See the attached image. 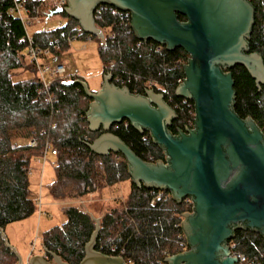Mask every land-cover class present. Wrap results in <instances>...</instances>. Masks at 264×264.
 I'll return each mask as SVG.
<instances>
[{"label":"trees","instance_id":"1","mask_svg":"<svg viewBox=\"0 0 264 264\" xmlns=\"http://www.w3.org/2000/svg\"><path fill=\"white\" fill-rule=\"evenodd\" d=\"M255 7V25L249 39L251 52H258L264 58V0H250ZM32 14L36 13L42 0H22ZM15 0H0V264H19V258L7 245L3 231L10 224L23 221L35 214L37 205L30 192V170L34 157L42 158L47 144L58 151L54 155L55 179L49 187L51 197L66 201L86 197L98 190L120 182H130V192L121 207L118 203L112 213L105 216L99 231L96 249L110 255H117L126 248V258L135 264H151L164 260L188 249L182 230V215L192 211L185 201L178 203L164 191V197L156 198L159 191L154 188L138 187L129 173V166L122 153L99 155L92 151L93 143L103 130L89 128L86 112L92 99L88 98L79 84L66 86L63 80H55L49 90L44 89L38 77L35 64L26 65V28L22 20L11 9ZM62 26L46 28L33 34L34 41L41 46L58 40L61 44L56 55H62L71 47L68 38L90 36L75 18L66 13ZM181 21L185 16L179 15ZM114 21L111 9L105 11L102 19H96L99 27L106 30ZM115 28V27H114ZM130 25L115 42L108 40L98 47L105 73L111 72L113 82L127 86L133 93L145 94V79L159 78L169 85L165 100L175 108L178 118L170 127L177 134L179 130L193 128L195 103L175 93L176 78L184 71L173 69L176 60L187 63L190 55L182 48L170 51L166 46L162 52L136 48L137 38ZM99 39V38H98ZM111 61L116 65L109 69ZM26 69L31 77L18 79V71ZM234 78L236 91L233 110L243 119L251 117L264 133V85L258 86L255 79L243 66L229 69ZM124 83L116 82V78ZM78 78V77H73ZM103 84V83H102ZM101 88V87H100ZM97 91V90H93ZM52 97L53 103L49 101ZM171 97V98H170ZM111 132L119 136L139 157L147 162L166 160L163 149L153 141L149 131L140 133L128 120L114 124ZM35 139L36 146L29 142L19 146L16 140ZM167 194L169 195L168 197ZM152 200H155L152 204ZM127 208V210L125 209ZM66 221L43 233V244L49 251L62 257L69 264H79L86 255V243L95 230L91 216L70 205L63 206ZM233 250L246 256L245 264H264V237L249 229H239L234 238ZM116 247V250H112Z\"/></svg>","mask_w":264,"mask_h":264},{"label":"water","instance_id":"2","mask_svg":"<svg viewBox=\"0 0 264 264\" xmlns=\"http://www.w3.org/2000/svg\"><path fill=\"white\" fill-rule=\"evenodd\" d=\"M99 4L131 12L138 39L155 41L170 51L182 48L190 55L186 78L175 93L194 101L195 123L174 134L170 127L178 114L164 94L153 89L133 93L113 83L111 73L104 74L97 91L82 78L65 80L66 86H82L92 99L86 112L89 128L103 133L88 144L90 149L99 155L122 153L138 187L170 191L178 203L192 199V211L183 214L181 223L189 248L165 258L166 264H238L229 246L235 232L249 229L264 237V133L251 117L243 119L233 110L235 82L228 72L243 66L258 86L264 85V58L249 46L254 5L250 0H67L65 8L52 10L48 18L66 13L84 32L103 38L94 17ZM124 120L140 133L149 131L166 160L145 161L111 132ZM95 221L79 264H128L123 256L96 249L101 226L99 218ZM45 251L55 262L36 254L26 264H69Z\"/></svg>","mask_w":264,"mask_h":264},{"label":"rangeland","instance_id":"3","mask_svg":"<svg viewBox=\"0 0 264 264\" xmlns=\"http://www.w3.org/2000/svg\"><path fill=\"white\" fill-rule=\"evenodd\" d=\"M45 7V6H44ZM47 17H44V20ZM65 22V19L61 14L52 16L47 23L38 26L31 27L30 30L38 28H52L56 27L59 22ZM99 38V39H98ZM90 38L86 36L83 39H75L71 43V47L68 51L62 55H51L47 59L51 63L62 61L67 65L68 75H76L88 83L91 90H98L102 86L103 76L105 74L103 70V63L99 56L98 47L102 43L101 37ZM29 58L25 60V64L29 63ZM31 72L26 69L18 71L16 78L23 79L31 77ZM18 145H24L28 142L27 139L16 140ZM55 164L56 158L51 153H48L45 158L34 157L31 163L30 173V192L31 197L35 200L37 210L31 217L10 224L3 231L11 246H16L19 249V253L23 256V253L27 250H31L34 253L42 250L40 247L41 240L44 231L57 225H62L66 221V216L63 213V207L60 204H51L38 206V200L49 202L51 195L49 187L55 179ZM114 191L118 194V188L113 187ZM129 183L125 184L121 188V193L113 195L112 193H104L107 191L98 190L86 197H79L70 199L63 202V206H76L80 210L90 213L99 218L100 226H102L105 216L112 213L113 209L121 202V207L125 205L126 197L128 195ZM121 196V197H120ZM53 199V198H52ZM52 201H55L54 199ZM42 214V215H41ZM91 216V215H90ZM96 225L95 218H93ZM43 242V240H42Z\"/></svg>","mask_w":264,"mask_h":264},{"label":"built area","instance_id":"4","mask_svg":"<svg viewBox=\"0 0 264 264\" xmlns=\"http://www.w3.org/2000/svg\"><path fill=\"white\" fill-rule=\"evenodd\" d=\"M45 6V7H44ZM67 6V0H42L40 6L37 8L36 13L32 14L30 9H28L24 2L22 0H15V6L11 9V12L15 13L21 20L22 23L24 24L26 28V40H27V56L30 60L31 63L35 64L38 72V77L40 78L44 89L49 90L50 86L55 80L61 79L63 81L65 80H72L76 79L73 77H78L76 75H68V68L67 65L62 62H55L51 63L50 60L47 58L49 56L55 55V51L60 50L61 44L58 40L52 41L47 45L41 46L38 45L33 38V34L36 31L46 29V28H38V29H33L30 30L31 27L38 26L44 23H47L50 18H48V14L52 11L55 10L59 7L65 8ZM108 9H111L112 13L115 16H118L120 18V24L121 28L119 26L118 28V21H114L113 24L106 30L102 29L99 27L96 23V25L102 29L104 37L101 38L103 43H106L108 40L111 42H115L118 40L119 36L126 32L128 30V26L130 25L131 27V12L121 10L115 6L109 5V4H99L95 11H94V17L96 19H102L104 16L105 11ZM44 17H47L44 20ZM63 21L59 22L56 27L62 26ZM43 26V25H41ZM115 27V28H114ZM53 28V27H52ZM132 30V29H131ZM130 31V30H128ZM127 31V32H128ZM91 38V37H90ZM75 39H77V35H74L70 38H68V41L72 43ZM146 47L145 49L147 50H153L157 53L162 52V47L160 45H156L152 42V40L149 41H144L140 40L137 42L136 48L142 49L143 47ZM188 63V62H187ZM187 63H184L182 61L176 60L173 64V69L177 71H184V67ZM116 65L115 61H111L109 69H112ZM111 73V72H108ZM106 74V73H105ZM112 74V73H111ZM80 78V77H78ZM186 76L185 74L183 76H179L176 78V84L177 86L180 85L181 83L184 82ZM116 82H121L124 83V80L120 79V77H117ZM146 89H153L157 93H162L165 94L167 93L170 95L169 91V85L166 83V81L162 82L161 79L159 78H147L144 80ZM113 82V78H112ZM114 83V82H113ZM171 98V97H170ZM49 101L53 103L52 97L49 98ZM189 102L188 99L183 98V103L187 104ZM173 107V106H172ZM179 107V103H176L174 105V109ZM190 113L195 116V113H193V110H190ZM29 144L31 146H36L37 142L35 139H30ZM51 153V155H56L58 154V151L54 149L50 144L46 145L45 151H44V156L42 158H45V156ZM31 173V170H30ZM159 193H157L156 198H161L164 197L166 194H164L165 190H158ZM171 195V193H170ZM169 195L167 194L166 197ZM187 204H190L191 207H193V201L190 197L184 198V200ZM155 200H152V204H154ZM38 206H43V202L41 200H38ZM127 210V208H125ZM191 212V211H190ZM182 218L183 215H182ZM231 250H232V255H236L239 258V263L238 264H245L247 262L246 256L240 252H236L233 250V247L235 246L234 243L229 244ZM189 248V247H188ZM112 250H116V247H112ZM126 248L123 246L119 253L117 255L125 257L126 261L128 264H133L131 259L126 258ZM168 257V256H167ZM166 257V258H167ZM151 264H166L165 259L158 260L157 262H152Z\"/></svg>","mask_w":264,"mask_h":264},{"label":"crops","instance_id":"5","mask_svg":"<svg viewBox=\"0 0 264 264\" xmlns=\"http://www.w3.org/2000/svg\"><path fill=\"white\" fill-rule=\"evenodd\" d=\"M127 183H129V189H128V194H129V192H130V182L129 181H125V182H120V183H118V184H115V185H113V186H108V187H106V188H104L103 189V191H107V192H104V193H112L113 195H118L119 193H121L122 191H121V188L126 184L127 185ZM117 187L118 188V194H116L117 192L116 191H114V188L113 187ZM121 197V196H120ZM53 199L51 198V200H49V202L47 203V202H44V204H43V206L44 205H51V204H60V205H62V207H63V202H61V201H52ZM42 215V214H41ZM50 229V228H49ZM9 241V240H8ZM10 243V242H9ZM13 247H15L16 248V250L18 251V253H19V249H18V247H16V246H13ZM40 247L42 248V250H40V251H37V252H33V251H31V250H27V251H25V253H23V256H22V262H23V264H26L27 263V261L30 259V257L32 256V255H36V254H40V255H45L47 258H48V260H50V261H52V262H55V260H54V258H53V256H51V255H48L47 253H46V251H45V246H44V244H43V242H42V240H41V244H40ZM20 254V253H19ZM21 255V254H20Z\"/></svg>","mask_w":264,"mask_h":264},{"label":"flooded vegetation","instance_id":"6","mask_svg":"<svg viewBox=\"0 0 264 264\" xmlns=\"http://www.w3.org/2000/svg\"><path fill=\"white\" fill-rule=\"evenodd\" d=\"M174 121H175V120H174ZM173 123H174V122H173ZM172 125H173V124H172ZM172 125H171V126H172Z\"/></svg>","mask_w":264,"mask_h":264}]
</instances>
